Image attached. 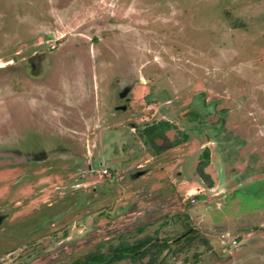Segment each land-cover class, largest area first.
<instances>
[{
    "label": "rangeland",
    "instance_id": "obj_1",
    "mask_svg": "<svg viewBox=\"0 0 264 264\" xmlns=\"http://www.w3.org/2000/svg\"><path fill=\"white\" fill-rule=\"evenodd\" d=\"M0 157V264H264V0H0Z\"/></svg>",
    "mask_w": 264,
    "mask_h": 264
},
{
    "label": "built area",
    "instance_id": "obj_2",
    "mask_svg": "<svg viewBox=\"0 0 264 264\" xmlns=\"http://www.w3.org/2000/svg\"><path fill=\"white\" fill-rule=\"evenodd\" d=\"M104 173L106 174L107 171H104ZM191 202L194 203L195 201L194 200H191ZM236 244H237V242L234 241V245H236Z\"/></svg>",
    "mask_w": 264,
    "mask_h": 264
},
{
    "label": "water",
    "instance_id": "obj_3",
    "mask_svg": "<svg viewBox=\"0 0 264 264\" xmlns=\"http://www.w3.org/2000/svg\"><path fill=\"white\" fill-rule=\"evenodd\" d=\"M3 161H2V159H1V157H0V164L2 163Z\"/></svg>",
    "mask_w": 264,
    "mask_h": 264
},
{
    "label": "trees",
    "instance_id": "obj_4",
    "mask_svg": "<svg viewBox=\"0 0 264 264\" xmlns=\"http://www.w3.org/2000/svg\"><path fill=\"white\" fill-rule=\"evenodd\" d=\"M101 260V259H100Z\"/></svg>",
    "mask_w": 264,
    "mask_h": 264
}]
</instances>
